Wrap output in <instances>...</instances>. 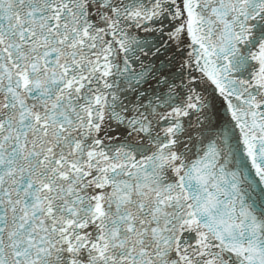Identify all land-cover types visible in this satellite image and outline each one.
Returning a JSON list of instances; mask_svg holds the SVG:
<instances>
[{"label":"snow or ice","instance_id":"snow-or-ice-1","mask_svg":"<svg viewBox=\"0 0 264 264\" xmlns=\"http://www.w3.org/2000/svg\"><path fill=\"white\" fill-rule=\"evenodd\" d=\"M0 264H264V0H0Z\"/></svg>","mask_w":264,"mask_h":264}]
</instances>
